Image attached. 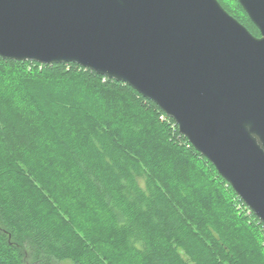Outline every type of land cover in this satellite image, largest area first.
Returning <instances> with one entry per match:
<instances>
[{
    "label": "trees",
    "instance_id": "obj_1",
    "mask_svg": "<svg viewBox=\"0 0 264 264\" xmlns=\"http://www.w3.org/2000/svg\"><path fill=\"white\" fill-rule=\"evenodd\" d=\"M0 264H264V225L128 85L0 58Z\"/></svg>",
    "mask_w": 264,
    "mask_h": 264
},
{
    "label": "water",
    "instance_id": "obj_2",
    "mask_svg": "<svg viewBox=\"0 0 264 264\" xmlns=\"http://www.w3.org/2000/svg\"><path fill=\"white\" fill-rule=\"evenodd\" d=\"M0 0V58L72 63L172 119L264 225V0Z\"/></svg>",
    "mask_w": 264,
    "mask_h": 264
}]
</instances>
